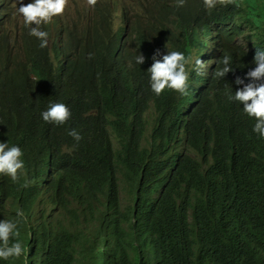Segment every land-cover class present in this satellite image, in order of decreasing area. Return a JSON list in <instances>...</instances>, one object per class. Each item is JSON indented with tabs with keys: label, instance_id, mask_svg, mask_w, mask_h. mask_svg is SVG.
<instances>
[{
	"label": "clouds",
	"instance_id": "clouds-1",
	"mask_svg": "<svg viewBox=\"0 0 264 264\" xmlns=\"http://www.w3.org/2000/svg\"><path fill=\"white\" fill-rule=\"evenodd\" d=\"M151 1L0 0V179L15 184L0 220V260L26 256L17 221L32 242L88 204L93 209L92 228L107 229L116 219L115 205L133 208L153 202L143 214L149 225L216 248L235 237L237 229L230 226L227 213L233 216L242 200L250 201V191L243 179L232 185L226 167L212 154L188 144L190 127L209 123L204 106L212 78L233 72L232 58L220 30L211 24L129 47L135 39L131 35L135 14L142 20ZM201 2L209 14L235 4ZM185 3L176 0L175 6ZM237 43L246 41L241 38ZM77 61L80 68L71 72ZM119 78L146 81L155 96L171 94L169 126L145 114L148 123L141 134L131 126L120 128L111 117L104 119L63 90L66 84L80 83L94 94H108ZM234 83L228 99L242 105V113L254 122L252 131L264 139V50L256 49ZM30 112L35 123L26 155L21 145L8 139L6 128L11 117L24 124ZM81 126L90 129L89 138L81 139L76 132ZM159 171L168 175L162 187L153 179ZM171 177L183 179L201 205L184 212L180 200H162ZM216 190L217 197L210 195ZM248 241L254 260L244 262L241 245L225 253L227 260L263 264L264 232ZM108 257L114 259L98 236L78 264Z\"/></svg>",
	"mask_w": 264,
	"mask_h": 264
},
{
	"label": "trees",
	"instance_id": "trees-1",
	"mask_svg": "<svg viewBox=\"0 0 264 264\" xmlns=\"http://www.w3.org/2000/svg\"><path fill=\"white\" fill-rule=\"evenodd\" d=\"M175 5L176 0H152L142 20L135 14L136 21L131 29L135 39L129 47H141L156 36L192 31L200 24H211L220 30L234 71L222 79L213 76L204 106L209 123L191 126L188 144L198 152L212 154L226 167L232 185L237 186L240 178L250 191V201L242 200L233 216L227 213L230 226L237 229L235 237L216 248L195 242L180 232L149 225L143 214L154 206L153 202L139 203L133 208L115 205V221L105 230L92 228L93 209L92 204H88L80 211L68 213L58 228L44 237L34 238L32 242L24 235L23 224L15 220L26 256L0 260V264H25V259L27 264H78L82 253L98 236L116 261L108 257L92 259L89 264H239L227 260L225 253L234 252L240 245L246 251L244 262L254 260L248 238L264 232V139H259L252 131L254 122L242 113V105L230 101L228 96L234 93L235 78L242 77L256 49L264 50V0H235L234 5L218 7L211 14L203 8L201 0H186L179 8ZM241 38L245 39V45L237 43ZM80 66L78 61L72 63L71 72ZM111 87V93L101 95L92 93L80 83L66 84L63 90L104 119L111 117L120 128L131 126L141 134L148 123L145 114L154 122L160 121L165 128L169 126L171 94L155 96L148 82L143 80L119 78L112 82ZM34 123L32 112L25 114L22 125L15 117L7 123L6 136L21 145L26 155L30 153V128ZM76 132L81 139H87L91 134L90 129L84 126ZM153 147L159 149L155 142ZM129 148L127 145L126 149ZM153 179L162 187L168 175L159 171ZM14 188L13 181L0 179V220L4 203ZM210 195L217 197L218 190ZM174 199L181 201L184 212L201 205L195 191L183 185V179L171 177L162 193V200Z\"/></svg>",
	"mask_w": 264,
	"mask_h": 264
}]
</instances>
